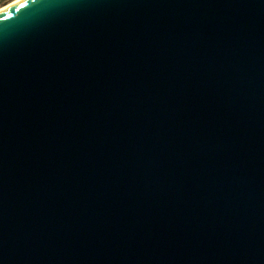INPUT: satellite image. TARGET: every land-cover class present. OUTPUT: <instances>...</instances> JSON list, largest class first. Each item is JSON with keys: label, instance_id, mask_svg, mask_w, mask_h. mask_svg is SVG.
Wrapping results in <instances>:
<instances>
[{"label": "water", "instance_id": "95a60500", "mask_svg": "<svg viewBox=\"0 0 264 264\" xmlns=\"http://www.w3.org/2000/svg\"><path fill=\"white\" fill-rule=\"evenodd\" d=\"M0 264H264V0L2 11Z\"/></svg>", "mask_w": 264, "mask_h": 264}, {"label": "bare ground", "instance_id": "6f19581e", "mask_svg": "<svg viewBox=\"0 0 264 264\" xmlns=\"http://www.w3.org/2000/svg\"><path fill=\"white\" fill-rule=\"evenodd\" d=\"M20 1H22V0H14L11 3H9V4H7V5L3 6V7H0V13L2 11H4V10L8 9L9 7L15 5L16 3L20 2Z\"/></svg>", "mask_w": 264, "mask_h": 264}, {"label": "rangeland", "instance_id": "374dc122", "mask_svg": "<svg viewBox=\"0 0 264 264\" xmlns=\"http://www.w3.org/2000/svg\"><path fill=\"white\" fill-rule=\"evenodd\" d=\"M14 0H0V7H3L9 3H11Z\"/></svg>", "mask_w": 264, "mask_h": 264}]
</instances>
